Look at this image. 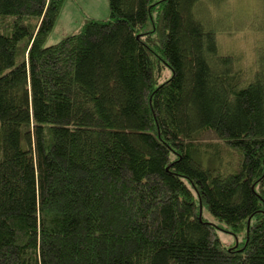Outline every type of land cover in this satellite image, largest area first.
<instances>
[{
    "label": "trees",
    "instance_id": "1",
    "mask_svg": "<svg viewBox=\"0 0 264 264\" xmlns=\"http://www.w3.org/2000/svg\"><path fill=\"white\" fill-rule=\"evenodd\" d=\"M108 1L46 46L65 0H0V264H264V70L221 51L225 0Z\"/></svg>",
    "mask_w": 264,
    "mask_h": 264
},
{
    "label": "rangeland",
    "instance_id": "2",
    "mask_svg": "<svg viewBox=\"0 0 264 264\" xmlns=\"http://www.w3.org/2000/svg\"><path fill=\"white\" fill-rule=\"evenodd\" d=\"M205 8L210 22L216 26L221 51L231 54L248 75L255 73L258 67L264 70V0H225L218 6L208 4ZM109 17L108 0H65L46 46L78 33L88 19L107 20ZM169 75L166 70L165 78ZM232 159H238L236 154ZM204 214L210 218L208 213ZM210 220L215 223L225 247H238L243 241V234L236 240L228 228Z\"/></svg>",
    "mask_w": 264,
    "mask_h": 264
}]
</instances>
